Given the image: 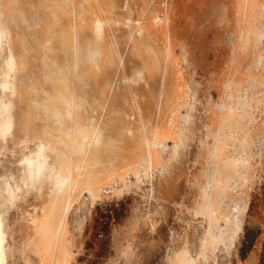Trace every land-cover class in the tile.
I'll use <instances>...</instances> for the list:
<instances>
[{"label":"rangeland","instance_id":"374dc122","mask_svg":"<svg viewBox=\"0 0 264 264\" xmlns=\"http://www.w3.org/2000/svg\"><path fill=\"white\" fill-rule=\"evenodd\" d=\"M42 1L29 0L10 25L25 68L17 76L23 97H15L12 135L0 141L5 166L21 141L56 140L75 124L73 107L42 90L46 82L54 92L52 79L75 59L71 47L56 52L59 40L39 47L38 38L57 27L54 4ZM116 1L115 15L123 20L109 29L116 34L118 63L111 64L108 81L120 99L102 101L101 71L94 89L75 77L70 88L82 94L85 116L120 121L127 129L120 133L107 124L97 143L110 161V181L96 195L84 189L72 198L62 231L68 264H264V0ZM249 17L255 25L245 44ZM59 24L69 27L71 18L64 15ZM108 43L112 63L113 39ZM145 62L146 79L139 70ZM152 63L158 67L153 75ZM168 81L177 92L165 113ZM151 84L156 106L144 118L134 102ZM181 86L188 98L178 112ZM160 122L171 138L159 131ZM134 127L138 140L132 141ZM119 142L136 144L133 162L114 160ZM155 150L161 154L152 161ZM48 195L45 188L10 209L9 264L40 263L26 246Z\"/></svg>","mask_w":264,"mask_h":264},{"label":"bare ground","instance_id":"6f19581e","mask_svg":"<svg viewBox=\"0 0 264 264\" xmlns=\"http://www.w3.org/2000/svg\"><path fill=\"white\" fill-rule=\"evenodd\" d=\"M100 1L101 4H96L95 7H92V1L88 7H81V13L84 14H87L88 9L90 11L94 9L95 17L94 20L90 18L89 21H87L85 18V20H81L78 24L81 28H88L89 26L90 29L92 28V25H94V38L90 37L89 43L87 42V39L81 41L79 49L81 52L84 46L86 49L88 46L90 47V53L89 55L80 54L79 62L81 63L82 67L83 63L94 61L95 67L90 68L89 71L84 69V67L77 71V69H75L76 66H74V69L69 70L62 81L58 80L61 82V84L56 85V90L54 92L47 91L46 87H44L45 85L41 84V86H43L42 90L49 94L50 97L60 96L62 99H65V101L68 103L69 111L73 107L70 112L73 114L75 124L71 128H64L62 132L56 136V140L51 137L43 140L47 143H50L55 149V160L57 162V166L66 172H71L72 182L63 192L49 191L48 199L41 207L42 213L33 217L34 234L28 241L26 249H33V251L39 255V264H68L70 260V253L68 252V247H66L67 245H64V236L62 231L64 229L65 219L69 212L72 198L77 196L78 193L84 189L88 190L91 195H96L101 188V184L105 181H110L112 177V174L109 173L108 164L110 161H105L103 156V148L97 143H99L101 136L106 131V128H109V126H114L115 128L118 127L120 133H125L124 129H127L126 126H123L120 123V121L117 122L113 120L112 122H97L92 121L90 116H85L82 113V108H80L82 107L80 106L82 94L73 92V90L70 88L72 85L71 75L77 76L82 82H87L88 78L95 82L98 72L111 62L110 51L107 49L110 38L105 30L106 20L103 14L112 12V8L110 6L111 2L109 0ZM12 8H15V6L9 7L8 0H0V86H5L6 88V90H0V103H10L12 105L11 118L14 128L16 122L15 97H23V92L20 88L21 82L17 80V76L24 69V60H22V58H16L14 55L12 47L9 44L8 26L2 21L4 15L8 17V12ZM63 10L65 11L66 7L60 6L57 7V9L54 8V13L57 14ZM254 25V19L249 17L248 26L245 28L246 34L245 38L243 39V43L246 44L248 39L251 38L250 32H252ZM135 42H137V38ZM155 72L156 68L154 66V69H152V75ZM142 73V71L138 72V80L143 78ZM185 87L181 86L180 90L178 91V112L183 111L184 104L188 98V92ZM154 92V85L151 84L147 90V94L144 95V97L135 99L134 103L138 109H140L141 117L151 118L156 106ZM176 92L177 91L174 90L173 86L168 81L167 90L165 91L163 100V111L165 113L172 102L175 101ZM102 95L104 97L102 101L105 103V105L110 104L112 100L111 96L114 95L112 93L111 85L105 84L102 87ZM74 106L76 107L74 108ZM107 124H109V126ZM256 127H259V125ZM158 128L161 133L164 132L169 136V138L173 136L172 133L168 132V130L164 127V122H160ZM129 129L133 134L130 136L131 140H138L135 136L139 129L136 130L137 128L135 129V127L133 129ZM65 140H67V142H63ZM66 144L69 146L68 148L66 147ZM133 146H136V144L129 145L128 143V145H126L125 142H119L117 146L114 147L117 155L114 160L120 163L129 164L131 161L130 157L132 156V150L134 152L133 154L137 153V150L133 149ZM160 154V150L152 151L151 160L153 161L154 158H158ZM133 161L134 158L131 162ZM102 173H105L104 176H102ZM101 177L103 178L101 179ZM210 208L216 209V206L210 203ZM9 211L10 209L7 207L0 206V214H2L4 217L7 238L8 232L6 220ZM65 242H68L67 237ZM4 248L5 258L7 264H9L10 259L8 260L9 248L7 241L4 245ZM11 256L12 255H10V257Z\"/></svg>","mask_w":264,"mask_h":264},{"label":"clouds","instance_id":"9594fccd","mask_svg":"<svg viewBox=\"0 0 264 264\" xmlns=\"http://www.w3.org/2000/svg\"><path fill=\"white\" fill-rule=\"evenodd\" d=\"M0 90H6L0 86ZM12 105L0 103V141L12 135ZM56 151L43 140L21 141L11 153V163L0 164V206L12 209L17 203L47 188L63 192L72 182L70 171L57 166ZM7 241L5 221L0 214V264H7L4 245Z\"/></svg>","mask_w":264,"mask_h":264},{"label":"crops","instance_id":"0c3cea01","mask_svg":"<svg viewBox=\"0 0 264 264\" xmlns=\"http://www.w3.org/2000/svg\"><path fill=\"white\" fill-rule=\"evenodd\" d=\"M92 1V2H91ZM51 0V3L54 4V6L51 8V13H52V20L51 23L52 24H57V27L51 32V34L46 37L45 39H41L42 37L38 38V43H39V47L42 50H45L47 48H52V46L54 45L55 42H57V40L60 41V43L62 44L60 46V48L56 49V52L58 53L59 51L62 50H66L67 47H71L73 54H74V62L72 67L68 68L67 71L65 72V70H63V68L59 71V73L57 72V74L55 75L56 78L52 81L55 82L56 85H60L61 82H59L58 80H63L64 77L66 76V74L68 73L69 70L74 69V66H76L75 69H77V71H79L81 68L84 67V69H87L89 71L90 68H94L95 64L94 61L92 62H88V63H83L82 67H81V63L79 62V57L80 54L82 55H89L90 53V47L84 46L83 50L80 52V43L81 41L87 39V42L89 43L90 37L94 38V25H92V28L90 29L89 26L88 28H81L79 27V22L81 20H85V18L87 19V21H89L90 18H92L94 20V9L92 11H90L88 9L87 14L81 13V7H85L90 4V2L92 3V7H95L96 4L100 5L101 1L100 0ZM110 6L112 8V12L111 13H103L105 20H106V33L109 35L110 38L113 39L114 41V46L113 49L115 50V60L112 63H108L106 66H104L101 69V79H100V83L99 85H97L94 81L90 80L89 78L87 79V86L89 87L90 90L94 89L95 86H100V85H111V83L108 81V75L112 69V65L113 66L116 64V60L118 58L117 54H118V49H117V40H116V34H112L110 32V26L113 25V22H118L121 23V21L123 20L122 18H119L117 20L118 17H116L115 15V7L117 4L116 0H109ZM42 2H44L45 4H48L49 1L47 0H43ZM29 0H8V5L9 7L11 6H15V8H12L11 10H9L8 12V17H6L5 15L3 16L2 21L7 24L8 26V31H9V44L12 47V51L14 53V55L16 56V58H22V60H24V68H25V59L23 56L19 57L18 55V50H17V44L16 41L13 38V34L12 31L10 29V25L11 23L16 22V18L19 15V11L20 9L25 8L28 4H29ZM128 3V0L126 2V5ZM60 6H64L66 7V10L61 11L60 13L55 14L54 13V8L57 9V7ZM85 12V11H84ZM64 15H68L71 18V24L69 27L64 26L63 24H59L58 23H62V19ZM26 44V40H22L21 45L24 46ZM77 46V48H76ZM118 63V62H117ZM148 63H142L141 67L139 68V70L144 71V77L146 79V76L149 77V71L146 68V65ZM149 65V64H148ZM152 65H154V63H152ZM157 71V65H154ZM77 78L78 80H80L77 76H73L71 75V79L73 80V78ZM150 78V77H149ZM106 80V81H105ZM83 83V84H82ZM82 86L85 85V82H82ZM43 85H46V82L42 83ZM84 87V86H83ZM114 89V88H113ZM114 96L112 98V101L117 98L120 99V96L118 97L117 94H115L114 90H113ZM88 94V93H87ZM88 96H90V92L88 94ZM117 100V99H116Z\"/></svg>","mask_w":264,"mask_h":264}]
</instances>
